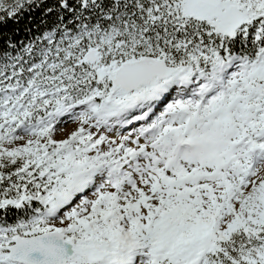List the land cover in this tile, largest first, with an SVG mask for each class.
Segmentation results:
<instances>
[{
	"label": "snow or ice",
	"instance_id": "1",
	"mask_svg": "<svg viewBox=\"0 0 264 264\" xmlns=\"http://www.w3.org/2000/svg\"><path fill=\"white\" fill-rule=\"evenodd\" d=\"M0 264H264V0H0Z\"/></svg>",
	"mask_w": 264,
	"mask_h": 264
}]
</instances>
